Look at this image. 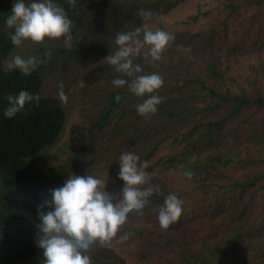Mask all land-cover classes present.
Listing matches in <instances>:
<instances>
[{
    "label": "trees",
    "instance_id": "obj_1",
    "mask_svg": "<svg viewBox=\"0 0 264 264\" xmlns=\"http://www.w3.org/2000/svg\"><path fill=\"white\" fill-rule=\"evenodd\" d=\"M5 1L0 0V264H20L43 259V250L29 239L38 232L39 206L83 163L77 155L49 157L67 123L62 101L41 94V72L49 63H40L28 75L2 66L16 47L13 33L3 28ZM54 2L66 5L65 0ZM187 8L193 14L165 31L186 46L208 41L202 50L193 46L204 53L177 54L168 46L160 61L149 58L139 64L142 74L157 73L164 79L156 93L163 98L156 113L162 116L160 129L172 150L156 164L172 165L181 176L186 170L194 173L195 189L210 200L205 206L210 220L191 211L200 217L195 219L200 229L193 233L198 243L193 249L189 234L161 236L167 246L178 245L168 246L174 264H264V0H189ZM183 25L203 30L184 34L178 30ZM118 76L112 71L108 84ZM20 91L39 95V104H26L14 118H5L6 97ZM125 99L123 88L110 87L109 105L93 127L102 131L114 113H126ZM157 186L149 175L142 187L146 195L150 188L149 194L166 199L169 192ZM184 210L179 224L186 223ZM126 230L143 240L151 235L142 227L125 226L120 232ZM89 255L91 264H126L113 248L98 243ZM166 255L165 250L155 253L153 264H166Z\"/></svg>",
    "mask_w": 264,
    "mask_h": 264
},
{
    "label": "rangeland",
    "instance_id": "obj_2",
    "mask_svg": "<svg viewBox=\"0 0 264 264\" xmlns=\"http://www.w3.org/2000/svg\"><path fill=\"white\" fill-rule=\"evenodd\" d=\"M65 1L66 5H61L53 0L58 6L65 8L75 23L71 47H65L62 38L60 40L46 38L39 44L25 41L9 53L8 57L3 60L2 66L6 71H16L7 67V63L14 56L20 55L25 59L35 56L42 62L49 63L41 73L42 96L59 99L58 93L61 91L59 86L63 85L62 90L67 96V102L64 103L67 126L51 151L50 157L56 155L57 160H64L77 155L83 165L76 175L92 174L104 179L107 182L106 191L119 195L123 186V181L117 178L119 158L123 153L133 152L139 156V164H147L144 170L157 179L156 188H161L169 194L175 193L183 201L182 208H185L183 218L186 223L179 224L177 221L168 229H162L157 216L159 207L165 198L162 195L149 194L151 189L147 188L148 195L145 193V197H150V199H140L136 208L128 214L127 222L123 227H142L149 229L151 235L143 240L134 231L126 230L119 232L109 246L126 260V264H153L152 256L157 252L163 253L164 250L168 254L165 256L166 264H174L175 260L173 254H169L168 246L178 245L172 243L167 246L168 241L161 235L189 234L190 244L192 243L189 248H196L198 243L193 242V233L200 229L197 225L200 217L196 215L194 218L191 211L201 212L199 213L203 215L201 220L207 222L205 206L211 203L209 199L205 200L199 194L191 179L181 176L172 165L156 164L158 159H162L172 150L160 129L162 116L158 113L140 116L135 107L144 98L132 95L127 86H124L121 88L126 93L124 105L128 111L114 113V118L108 121L102 131L97 127L94 128L93 125L103 117L109 105L108 90L114 86L108 84V78L115 69L103 60L116 50V34L141 27L144 21L137 15L141 9L155 14L152 21L148 22L152 30L174 29L178 27L179 21L186 20L193 14V11L187 8L189 0H76L75 8L71 9H69L68 0ZM16 2L17 0L4 2L6 14L3 19V28L8 35L14 30L7 28L5 21ZM27 2L31 0H26ZM192 29L203 30L200 25L189 27L183 25L178 30L187 34ZM207 43L208 41L203 40L198 44L193 43V45L186 46L182 38L175 37L174 42L169 46H172L170 50L177 54L195 55L203 54L204 52L197 50L208 46ZM193 46L197 47V50ZM167 51L169 50H165L163 54L165 55ZM44 56L46 60H43ZM144 60L140 57L135 62L139 63ZM49 163L50 161L43 165ZM208 219L210 220L209 217ZM124 233H130V235L126 240L121 241ZM37 238L38 232L29 237L36 245ZM144 255L147 258H144ZM20 264H44V262L41 257H34Z\"/></svg>",
    "mask_w": 264,
    "mask_h": 264
},
{
    "label": "clouds",
    "instance_id": "obj_3",
    "mask_svg": "<svg viewBox=\"0 0 264 264\" xmlns=\"http://www.w3.org/2000/svg\"><path fill=\"white\" fill-rule=\"evenodd\" d=\"M68 5L69 9L75 8L76 0H68ZM10 13L5 23L7 28L14 30L10 37L14 46L19 47L25 41L39 44L46 38H62L64 46L71 47L75 23L65 8L58 6L53 0H31L27 3L26 0H17ZM137 15L144 23L134 30L117 33L116 50L103 61L119 74L112 81L116 88L127 86L132 95L147 97L136 106L140 116H147L154 115L157 106L163 102V98L156 93L163 87L164 79L157 73L142 74L141 65L135 61L140 57L145 60L150 58L152 63L160 61L175 37L159 28H150L148 22L155 15L153 12L141 9ZM41 62L35 56L25 59L16 55L7 63V67L28 75ZM59 87L61 91L58 96L64 105L67 96L62 90L63 85ZM6 99L8 107L4 110V117L7 119H12L23 111L26 104L35 102L38 105L40 101L39 95L34 96L27 91L8 95ZM64 108L66 110L65 106ZM139 159L133 152L120 156L117 178L123 181V186L119 195L106 191L107 182L92 174L72 175L64 181L62 187L50 190L51 199L39 206L40 223L36 226L37 245L43 250L44 264H91L87 253L97 243L101 246L111 245L140 199H150L145 197L146 190L142 189V186L149 183L150 174L144 170L147 164H139ZM192 161H195V157H192ZM180 167L183 168L184 165ZM183 175L191 179L194 173L186 170ZM182 204L183 201L175 193L163 200L157 216L162 229H168L180 219ZM45 208L52 210L45 211ZM129 235L130 233H124L121 241L126 240Z\"/></svg>",
    "mask_w": 264,
    "mask_h": 264
}]
</instances>
